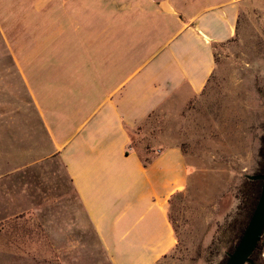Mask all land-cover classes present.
Instances as JSON below:
<instances>
[{
    "label": "crops",
    "instance_id": "obj_1",
    "mask_svg": "<svg viewBox=\"0 0 264 264\" xmlns=\"http://www.w3.org/2000/svg\"><path fill=\"white\" fill-rule=\"evenodd\" d=\"M260 3L0 0V35L112 264H157L177 248L170 207L193 171L181 144L146 163L132 129L203 94L219 48Z\"/></svg>",
    "mask_w": 264,
    "mask_h": 264
},
{
    "label": "rangeland",
    "instance_id": "obj_2",
    "mask_svg": "<svg viewBox=\"0 0 264 264\" xmlns=\"http://www.w3.org/2000/svg\"><path fill=\"white\" fill-rule=\"evenodd\" d=\"M6 45L0 35V264H112L52 155L30 88ZM217 57L203 94L188 104L166 103L131 131L144 158L159 146L181 144L193 169L170 207L178 246L157 264H221L235 218L242 219L246 174L261 164L263 3L247 7L237 37ZM256 264H264V243Z\"/></svg>",
    "mask_w": 264,
    "mask_h": 264
},
{
    "label": "water",
    "instance_id": "obj_3",
    "mask_svg": "<svg viewBox=\"0 0 264 264\" xmlns=\"http://www.w3.org/2000/svg\"><path fill=\"white\" fill-rule=\"evenodd\" d=\"M246 177L263 181L261 193L239 242L233 251L227 252L224 264H256L252 255L264 235V173L246 174Z\"/></svg>",
    "mask_w": 264,
    "mask_h": 264
},
{
    "label": "trees",
    "instance_id": "obj_4",
    "mask_svg": "<svg viewBox=\"0 0 264 264\" xmlns=\"http://www.w3.org/2000/svg\"><path fill=\"white\" fill-rule=\"evenodd\" d=\"M135 148L137 149L136 146H135ZM260 152H261V164H260V167L255 174L264 173V135H263V143H262ZM142 158L144 159V161L146 163H148L152 157L144 158L142 156ZM262 183H263L262 180H251V179H247V178L245 179V182H244L245 187L241 191V199H240L241 201L239 204V211H238L239 215H242L241 216L242 219L239 221V224H238L237 223L238 218H235L236 219L234 222L235 237L233 238V242L229 247V251H233L236 244L239 242V240H240V238H241V236L245 230L246 225L248 224V221H249V219L253 213V210L257 204V201L259 199V196L261 193V188H262ZM183 192L184 191H180V192H178L177 195L182 194ZM263 243H264V235H263V238L260 241L257 249L254 251V253L252 255V259L254 260L255 263L260 262L261 248H262ZM227 257L228 256L226 254L224 259L222 260L221 264H224L226 262Z\"/></svg>",
    "mask_w": 264,
    "mask_h": 264
}]
</instances>
